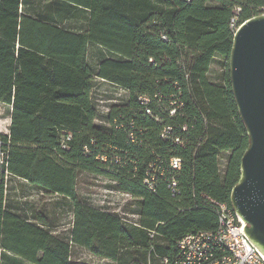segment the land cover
I'll list each match as a JSON object with an SVG mask.
<instances>
[{
    "label": "trees",
    "instance_id": "trees-1",
    "mask_svg": "<svg viewBox=\"0 0 264 264\" xmlns=\"http://www.w3.org/2000/svg\"><path fill=\"white\" fill-rule=\"evenodd\" d=\"M262 13L264 0H0V102L11 108L0 131V264H88L74 247L114 264H175L185 235L215 230L214 201L232 207L249 144L230 80L231 21ZM91 44L111 55L92 65ZM97 78L123 93L102 114ZM85 172L137 199L134 218L81 200ZM10 176L70 204L68 236L48 211L14 207Z\"/></svg>",
    "mask_w": 264,
    "mask_h": 264
},
{
    "label": "water",
    "instance_id": "water-1",
    "mask_svg": "<svg viewBox=\"0 0 264 264\" xmlns=\"http://www.w3.org/2000/svg\"><path fill=\"white\" fill-rule=\"evenodd\" d=\"M229 65L233 94L249 137L230 200L250 241L264 255V13L237 29Z\"/></svg>",
    "mask_w": 264,
    "mask_h": 264
},
{
    "label": "rangeland",
    "instance_id": "rangeland-1",
    "mask_svg": "<svg viewBox=\"0 0 264 264\" xmlns=\"http://www.w3.org/2000/svg\"><path fill=\"white\" fill-rule=\"evenodd\" d=\"M210 5H216L215 1H211ZM72 24V23H70ZM111 55L101 46L91 44L89 47V60L94 66L104 56ZM224 72V59L217 57L215 63L212 64L209 77L212 81L218 83L222 80ZM120 88L110 85L100 79L95 80L94 100L99 112L102 114L107 112L113 102L120 100ZM11 122V108L0 102V130L8 132ZM97 123L105 125L103 116L98 117ZM230 152L225 151L220 154L219 166L222 172L225 171ZM8 185L12 202L15 208L21 209L22 212L31 214L34 211H48L51 214V220L56 225L53 228L54 233L61 236H68L72 226L73 213L69 203L56 194L46 193L39 188L28 184L26 181L15 177L8 178ZM77 192L81 200L103 208L111 212H119L126 216L134 218L133 213H137L140 204L137 199L120 193L116 189L114 182L104 176L91 173H81L78 178ZM73 260L85 262L88 264H114L112 261L97 257L86 249L81 247L73 248ZM8 264H28L24 261H9Z\"/></svg>",
    "mask_w": 264,
    "mask_h": 264
},
{
    "label": "built area",
    "instance_id": "built-area-1",
    "mask_svg": "<svg viewBox=\"0 0 264 264\" xmlns=\"http://www.w3.org/2000/svg\"><path fill=\"white\" fill-rule=\"evenodd\" d=\"M242 23L237 18L232 19L231 28L234 33ZM119 90L120 96L123 93ZM148 113L151 114V111L148 110ZM170 130L167 128L162 137L165 138ZM133 136L134 132H131L130 137ZM102 160L106 159L102 157ZM119 161L118 158L116 162ZM181 163L182 160L178 157L171 160L174 169H180ZM158 172V164L150 163L145 182H154ZM214 202L219 218L218 227L215 230L185 235L178 244L179 255L175 264H264V255L252 244L245 232V222L228 204Z\"/></svg>",
    "mask_w": 264,
    "mask_h": 264
},
{
    "label": "crops",
    "instance_id": "crops-1",
    "mask_svg": "<svg viewBox=\"0 0 264 264\" xmlns=\"http://www.w3.org/2000/svg\"><path fill=\"white\" fill-rule=\"evenodd\" d=\"M1 132H4V131H2V130H0Z\"/></svg>",
    "mask_w": 264,
    "mask_h": 264
}]
</instances>
